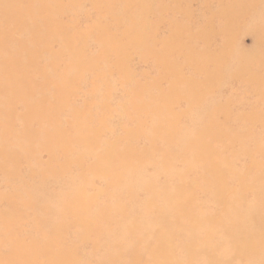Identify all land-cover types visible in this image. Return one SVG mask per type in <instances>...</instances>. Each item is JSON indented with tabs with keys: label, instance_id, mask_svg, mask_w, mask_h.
<instances>
[{
	"label": "rangeland",
	"instance_id": "374dc122",
	"mask_svg": "<svg viewBox=\"0 0 264 264\" xmlns=\"http://www.w3.org/2000/svg\"><path fill=\"white\" fill-rule=\"evenodd\" d=\"M0 264H264V0H0Z\"/></svg>",
	"mask_w": 264,
	"mask_h": 264
},
{
	"label": "bare ground",
	"instance_id": "6f19581e",
	"mask_svg": "<svg viewBox=\"0 0 264 264\" xmlns=\"http://www.w3.org/2000/svg\"><path fill=\"white\" fill-rule=\"evenodd\" d=\"M26 99V98H25ZM2 150V149H1ZM4 151V150H3Z\"/></svg>",
	"mask_w": 264,
	"mask_h": 264
}]
</instances>
